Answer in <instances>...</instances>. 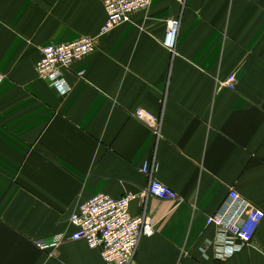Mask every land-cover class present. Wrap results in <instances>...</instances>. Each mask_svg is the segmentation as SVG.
Listing matches in <instances>:
<instances>
[{
  "label": "crops",
  "instance_id": "crops-1",
  "mask_svg": "<svg viewBox=\"0 0 264 264\" xmlns=\"http://www.w3.org/2000/svg\"><path fill=\"white\" fill-rule=\"evenodd\" d=\"M106 17L100 0H0V264H104L68 241L71 215L147 188L151 160L184 202H131L157 229L135 264H264V219L228 260L201 250L231 190L264 212V0H155L64 70L71 91L59 94L36 71L42 48L98 36ZM170 19L176 57L163 46ZM233 73L235 91L218 86ZM138 110L162 118L158 142Z\"/></svg>",
  "mask_w": 264,
  "mask_h": 264
},
{
  "label": "built area",
  "instance_id": "built-area-1",
  "mask_svg": "<svg viewBox=\"0 0 264 264\" xmlns=\"http://www.w3.org/2000/svg\"><path fill=\"white\" fill-rule=\"evenodd\" d=\"M155 0H100L106 12V22L98 36H84L69 44H49L42 48V58L36 66L38 75L59 94L66 96L71 89L64 79V70L92 54L99 40L116 27L131 21L133 14L149 10ZM181 22L170 19L167 22L163 46L169 53L178 55V36ZM219 87L235 91L237 74L218 81ZM135 117L153 132L158 142L162 138V118L150 112L138 110ZM149 117L151 121H147ZM155 161L146 162L141 171L151 178L147 188L138 193H127L116 199L99 194L89 200L81 201L71 215L76 230L68 238L70 242L84 241L91 249L100 251L104 264H135V257L142 238L156 234V224L147 212L140 217L130 213L131 202L155 198L162 201L182 204L184 199L176 192L152 178ZM264 219V212L240 194L231 190L219 211L206 220L207 227L216 229V238L207 240L201 250L208 256L211 250L216 260H228L245 248L251 246L254 236ZM64 236L54 238L53 244L37 242L41 250L64 242ZM206 256V257H207Z\"/></svg>",
  "mask_w": 264,
  "mask_h": 264
},
{
  "label": "bare ground",
  "instance_id": "bare-ground-1",
  "mask_svg": "<svg viewBox=\"0 0 264 264\" xmlns=\"http://www.w3.org/2000/svg\"><path fill=\"white\" fill-rule=\"evenodd\" d=\"M147 121H151V119L149 117L146 118Z\"/></svg>",
  "mask_w": 264,
  "mask_h": 264
}]
</instances>
